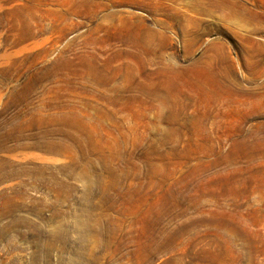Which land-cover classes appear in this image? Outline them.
<instances>
[{"label": "rangeland", "instance_id": "obj_1", "mask_svg": "<svg viewBox=\"0 0 264 264\" xmlns=\"http://www.w3.org/2000/svg\"><path fill=\"white\" fill-rule=\"evenodd\" d=\"M0 264H264V0H0Z\"/></svg>", "mask_w": 264, "mask_h": 264}]
</instances>
